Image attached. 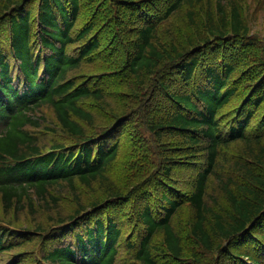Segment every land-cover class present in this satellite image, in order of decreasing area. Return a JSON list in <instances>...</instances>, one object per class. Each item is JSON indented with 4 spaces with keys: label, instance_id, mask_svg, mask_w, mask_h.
Segmentation results:
<instances>
[{
    "label": "trees",
    "instance_id": "obj_1",
    "mask_svg": "<svg viewBox=\"0 0 264 264\" xmlns=\"http://www.w3.org/2000/svg\"><path fill=\"white\" fill-rule=\"evenodd\" d=\"M227 2L216 1L215 20L207 0H0V200L12 208L36 195L58 207L48 194L63 181L91 192L72 188L75 208L55 213L51 226L0 220V264H115L121 247L132 264H264V53L246 65L255 39L240 5ZM187 8L197 28L206 11V31L162 45L160 29L172 30ZM114 22L121 29L112 33ZM107 60L117 67L85 71ZM126 79L147 85L129 111L127 134L128 112L98 124L90 109L111 111L109 87ZM43 107L53 110L65 140L45 146ZM140 124L144 138L156 139L157 164L201 156L192 190L182 189L172 164L147 163L125 192L114 177L121 137L129 135L136 151ZM236 142L244 149L230 166L234 175L219 179L231 204L223 212L206 200L209 177ZM185 203L199 248L190 256L175 226ZM34 240L38 254L24 248Z\"/></svg>",
    "mask_w": 264,
    "mask_h": 264
},
{
    "label": "rangeland",
    "instance_id": "obj_2",
    "mask_svg": "<svg viewBox=\"0 0 264 264\" xmlns=\"http://www.w3.org/2000/svg\"><path fill=\"white\" fill-rule=\"evenodd\" d=\"M210 1L212 3L215 20H217L216 1L219 0H207L206 7L210 6ZM231 3H238L240 5L243 17L251 28L249 37L255 39V41L246 48L247 58L245 62L246 65H248L254 60L258 59L260 55L264 53V0H228L227 6H229ZM206 7H204V9ZM187 10L188 8L180 15L174 16V21L172 23V26L170 27L172 30L167 31L164 28L160 29L159 41L162 45L169 46L171 42H173V40H176L178 43H186L187 39H190L191 37L196 35L195 29L200 28L201 31H206V29H204L205 24L208 22L206 11L201 10L199 19L200 26L197 28L195 26L192 27V25L189 23V17H187L186 15ZM129 23L133 25V22ZM115 28L121 29V24L114 22L112 33ZM106 30H108V28H106ZM108 34L104 33L105 38H109ZM121 34L126 35L122 30ZM174 37H176L178 40ZM116 67L117 64H115L114 61L107 60V62L103 65L96 64L95 66L85 71L100 72L101 70H108ZM146 78H149V75ZM130 80L126 79L123 80L124 82H120L121 84L119 83L117 85H112L111 87H109V90L107 92V100L111 104V111H108L107 109H101L99 107L90 108L93 115L95 116V119H97L98 124L106 121L107 117L108 119H113V113L119 114L121 112H128L129 116H126L124 118L126 119V122L124 123L122 132L127 134L130 130L133 131V118L131 117V115H133L134 111H129L136 106L137 102L144 99V91L147 85L140 86V84L136 80L135 82L131 83ZM42 115H44L46 119V121L44 122V126L40 128L41 131H43L41 136L46 138L45 146H49L52 141H55L57 139L60 141L65 140V135H63L60 131L59 125L55 124L57 120L54 117L53 110L50 107H43ZM128 123H131L130 126ZM45 126L54 127L56 131L50 130V132H48L47 129L44 128ZM137 129H139V132L135 133V137L138 140L136 149L140 151H134L135 146L132 140L129 138V135H124V137H121L123 147L121 155L119 156L118 162L116 164L117 172L114 174V177L120 181L125 192L133 190L134 187L141 181L139 179V176H135L136 167L140 166V173L142 174L149 166L147 165V163L151 165L157 164L156 155L160 154V150L154 152L153 154L150 146L152 142H156V139L151 137L150 142L149 139L144 138V131L141 124L140 126L137 125ZM243 149L244 144L241 142L232 143L230 144V146L223 148L219 160V167L217 168V174L211 175L209 177V187L207 189L206 200L210 205H214L216 210L228 212V210L231 208V204L222 190L221 182L219 181V179L220 177L234 175L230 166L232 165V162L234 160L240 158V154ZM146 154L147 157L151 159V162H148L147 159L142 156ZM177 154L181 155V151H178ZM136 156H138L139 161L126 162L127 159L131 157L135 159ZM194 160L198 162L193 164H182L179 161H164L159 158L160 163H158L157 166L159 169L163 168L165 163L172 164L174 168V174L177 177V181L182 185V189H189L190 191L192 190V183L197 175V168H199L202 158L201 156H195ZM147 174H144L143 176L145 177L147 176ZM72 188L77 189L79 192L83 191L88 196L91 193L85 186L79 183V181L74 182L73 187L63 181L54 186V188H52L48 194V196L51 194L59 200L58 207L54 205L53 202H50L51 204H47V206L46 201H42V199H39L36 195L33 196L29 203L17 205L12 208L5 207L4 203L0 200V220H18L20 224L28 227H31L33 225L36 226L40 223H42L44 226H51L53 225L52 218L54 217L55 213L60 211L64 213H70V211L75 208L77 198L73 197V195L71 194ZM49 199L51 200V196H49ZM30 203H34V208H31ZM184 205L185 206L181 213L175 216V226L177 229H179V227L183 229V231L180 232L182 233L184 243L188 247V251L186 250L185 256H190L191 251H199V248L195 246V240L192 239L189 234V225L192 219L193 209L188 203H185ZM131 227L132 226L130 224L125 223L126 231L130 230ZM127 233L128 232H125V235H127ZM120 242H124V238ZM38 244L39 242H35L34 240L31 243L26 244L24 248L25 250L35 249L38 254L41 251L40 248H35ZM48 245L50 246L49 243ZM19 250H21V248H19ZM128 252L129 251H127L124 247H121L115 264H132L130 263L131 254Z\"/></svg>",
    "mask_w": 264,
    "mask_h": 264
}]
</instances>
